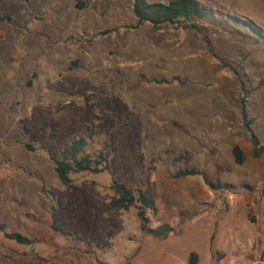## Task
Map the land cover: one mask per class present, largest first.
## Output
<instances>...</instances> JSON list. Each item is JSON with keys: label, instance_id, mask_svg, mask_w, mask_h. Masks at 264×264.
Listing matches in <instances>:
<instances>
[{"label": "rangeland", "instance_id": "1", "mask_svg": "<svg viewBox=\"0 0 264 264\" xmlns=\"http://www.w3.org/2000/svg\"><path fill=\"white\" fill-rule=\"evenodd\" d=\"M198 1L216 56L195 30L137 25L134 0L0 2V223L35 240L0 231V264H264V0ZM79 138L108 169L68 188L53 158ZM186 165L205 177H172ZM113 180L150 191L168 238L109 207Z\"/></svg>", "mask_w": 264, "mask_h": 264}, {"label": "trees", "instance_id": "2", "mask_svg": "<svg viewBox=\"0 0 264 264\" xmlns=\"http://www.w3.org/2000/svg\"><path fill=\"white\" fill-rule=\"evenodd\" d=\"M2 1L3 0H0V2ZM80 5L83 6L84 4L81 3ZM133 12L138 19L137 25L148 23L153 29H160L164 25L169 24L178 28L195 30L198 33H201L210 52L216 56L208 37V27L201 24V21L203 20L213 21L211 17L215 11L198 0H171L168 3L134 0ZM245 23L251 24L247 21H245ZM251 25L253 29L259 32L261 34L260 36L264 38L263 30L255 24ZM256 42L259 43L260 40L256 39ZM235 73L236 75H239L237 71ZM161 81L166 82L165 80ZM174 124L179 126L176 122H174ZM251 141L253 144V157H264V144L261 143L259 137L253 133ZM87 146L88 142L84 138L76 139L61 151L60 156L53 158L55 172L60 181L68 188L72 183L70 177L72 172L100 173L104 169H108V165L101 167L106 161V158L102 153H100L97 158H92L90 155L80 156V153L83 152ZM232 154L234 162L237 165H243L245 163L246 156L239 145L233 146ZM175 160L187 161L190 160V158L186 154H181L177 156ZM229 169L230 168H227V170ZM192 176L205 177L204 170L196 166L186 165L183 169L172 174L173 178H186ZM205 181L213 190L230 188L229 184H221L219 180L210 182L205 178ZM111 187L114 190L116 197L109 202V207L113 210L122 209L125 211L130 210L132 207H136L137 217L140 222V230L143 234L162 240L168 238L173 232V227L167 222L159 223L156 227L151 226L148 212L156 215L158 210L148 189H133L117 180H113ZM0 231L4 233L6 238L15 241L18 244L33 245L35 243V240L28 236L22 235L18 232L7 231V225L4 223H0ZM189 264H197L196 253L191 254Z\"/></svg>", "mask_w": 264, "mask_h": 264}]
</instances>
